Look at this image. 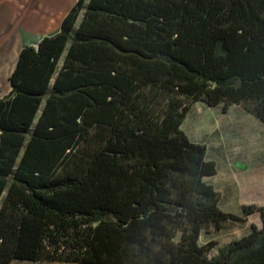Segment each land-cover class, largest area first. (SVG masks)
I'll return each instance as SVG.
<instances>
[{
  "label": "trees",
  "instance_id": "16d2710c",
  "mask_svg": "<svg viewBox=\"0 0 264 264\" xmlns=\"http://www.w3.org/2000/svg\"><path fill=\"white\" fill-rule=\"evenodd\" d=\"M10 84L0 264H264V206L223 210L217 163L182 127L198 101L264 123V0H78ZM254 212L215 254L200 243Z\"/></svg>",
  "mask_w": 264,
  "mask_h": 264
},
{
  "label": "rangeland",
  "instance_id": "374dc122",
  "mask_svg": "<svg viewBox=\"0 0 264 264\" xmlns=\"http://www.w3.org/2000/svg\"><path fill=\"white\" fill-rule=\"evenodd\" d=\"M62 63L63 60L60 65ZM182 127L192 140L205 143L208 157L216 161L219 173L206 178V181L219 188L220 193L229 192V198H222L223 205L238 200L231 197L238 192L241 183L249 197L244 199V204L264 206V123L259 118L247 112L242 105H230L224 112L222 105L209 106L198 101L192 105ZM239 164L245 169H240ZM243 224L242 221H226L223 228L218 229L214 223H208L200 243L238 238L244 232ZM216 252L213 248L209 254ZM10 264L76 263L14 260Z\"/></svg>",
  "mask_w": 264,
  "mask_h": 264
},
{
  "label": "crops",
  "instance_id": "0c3cea01",
  "mask_svg": "<svg viewBox=\"0 0 264 264\" xmlns=\"http://www.w3.org/2000/svg\"><path fill=\"white\" fill-rule=\"evenodd\" d=\"M77 1L0 0V99L11 93L10 76L17 65L22 49L29 45H37L45 36L58 33L61 30L63 19ZM237 166L240 169H245L242 164ZM218 173L217 165V173L205 177V180L208 177L216 176ZM215 189L219 193L220 206L223 210L242 214V207L246 203L244 199L249 197L246 188L241 183L238 192L231 197L238 198V200L236 202L233 200L228 205H223L222 198H229V192L225 190V192L220 193L219 188L216 187ZM241 221L244 223V232L241 236L250 231L253 223L259 227L262 225L259 212H254ZM233 239L218 242V246L215 247L216 250L219 246L229 243Z\"/></svg>",
  "mask_w": 264,
  "mask_h": 264
}]
</instances>
